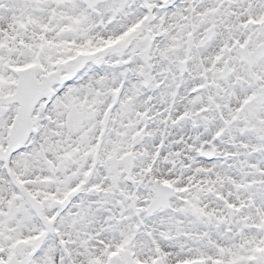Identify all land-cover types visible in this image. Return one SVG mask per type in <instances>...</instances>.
Instances as JSON below:
<instances>
[{
  "label": "snow or ice",
  "instance_id": "obj_1",
  "mask_svg": "<svg viewBox=\"0 0 264 264\" xmlns=\"http://www.w3.org/2000/svg\"><path fill=\"white\" fill-rule=\"evenodd\" d=\"M0 264H264V0H0Z\"/></svg>",
  "mask_w": 264,
  "mask_h": 264
}]
</instances>
